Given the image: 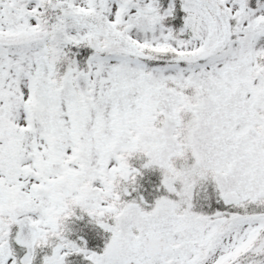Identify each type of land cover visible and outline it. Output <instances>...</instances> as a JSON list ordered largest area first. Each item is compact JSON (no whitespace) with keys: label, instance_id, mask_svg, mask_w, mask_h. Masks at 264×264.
<instances>
[{"label":"snow or ice","instance_id":"snow-or-ice-1","mask_svg":"<svg viewBox=\"0 0 264 264\" xmlns=\"http://www.w3.org/2000/svg\"><path fill=\"white\" fill-rule=\"evenodd\" d=\"M0 264H264V0H0Z\"/></svg>","mask_w":264,"mask_h":264}]
</instances>
